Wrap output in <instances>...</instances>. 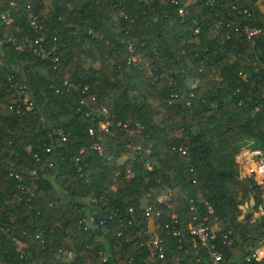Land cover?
Listing matches in <instances>:
<instances>
[{
	"label": "trees",
	"instance_id": "16d2710c",
	"mask_svg": "<svg viewBox=\"0 0 264 264\" xmlns=\"http://www.w3.org/2000/svg\"><path fill=\"white\" fill-rule=\"evenodd\" d=\"M245 25L264 29V0H0V264H204L190 200L226 260L250 254L264 178H240L234 155L264 149V35L245 38ZM41 37L44 57L28 48ZM90 106L105 107L109 132Z\"/></svg>",
	"mask_w": 264,
	"mask_h": 264
},
{
	"label": "built area",
	"instance_id": "2783aa9c",
	"mask_svg": "<svg viewBox=\"0 0 264 264\" xmlns=\"http://www.w3.org/2000/svg\"><path fill=\"white\" fill-rule=\"evenodd\" d=\"M212 4V1L210 2ZM180 12H182V9H180ZM4 17V15H2ZM33 26H37L36 22L33 20L31 22ZM235 30L238 31L241 35H243L245 38L251 39L258 35H264V29L260 27L255 26H249L245 25L242 28L235 27ZM43 38H39L38 40H35L34 42L38 45L37 47L33 46V43H29L28 48H31L37 55H40L41 57H44L47 55V52L45 51L41 41ZM7 41H9L16 50L22 51L24 49H27L24 43H17L16 39L13 36H8ZM55 60V59H54ZM18 91L20 94H22V90L19 89ZM24 94L25 101L28 100L29 95L26 93ZM27 109L31 108V102L29 101L27 106ZM100 111H106L105 107H101ZM102 113V112H101ZM105 115V119L99 121L98 127L100 130L109 132V126L110 122L108 120V114L102 113ZM89 133H93V128H89ZM64 138V137H63ZM94 148L101 151L100 146L98 144L93 145ZM48 150V148L46 149ZM179 150H181L182 153H185L184 149L179 147ZM136 151H133L131 154H134ZM37 157V154H35ZM235 161L237 162L239 166V176L243 179H252L256 182H262L264 178V149L259 147H250V146H243L241 147L234 155ZM194 181V180H193ZM171 193L168 191H162L158 196L157 200L160 203L168 204V202L171 199ZM190 209L194 211L193 215V222H190L188 224V233L190 236L193 237V239L196 241L195 243H198L200 246L204 247L206 251L208 252L210 256V261L206 262L204 264H244L247 261L255 260V261H261L264 258V239H261L259 244L251 251L250 254H248L243 259H234V260H226L224 254L221 250L216 249L214 237L216 235V231L218 230V226H210L206 223L207 217L206 216H197L196 214V206L192 203V200H190ZM243 205V206H242ZM246 205V206H245ZM254 205L253 198L251 201H244L241 204H239V208L241 209V214L239 215V218H242L246 215V213L250 210V208ZM208 211L211 212L212 208L209 204H207ZM130 210H132L130 208ZM152 206L150 204L145 205L144 207V215L149 217L151 216ZM264 213V203L259 204L258 208L256 210H253L250 216V222H255L259 220L260 216ZM117 216V212L114 211L107 215L108 219H112L113 217ZM175 223L177 222V215L174 213L171 216ZM104 220H101V223H103ZM181 230L178 228H174L171 231L172 235L179 236ZM146 236L148 237L146 246L148 248L149 257L152 259H162L164 257L165 251L163 248V245L161 244V239L158 236V233L154 231L151 228H148L146 230ZM227 235L223 234L222 237L225 238ZM12 241L16 243L17 249L20 251L21 256L23 255V247L24 243L21 242L16 236L11 237ZM59 253H64L61 249L58 250ZM71 256V253H67V257L69 258ZM29 264H31L29 262Z\"/></svg>",
	"mask_w": 264,
	"mask_h": 264
},
{
	"label": "rangeland",
	"instance_id": "374dc122",
	"mask_svg": "<svg viewBox=\"0 0 264 264\" xmlns=\"http://www.w3.org/2000/svg\"><path fill=\"white\" fill-rule=\"evenodd\" d=\"M182 14L184 13V10H182L181 12ZM131 60H136V57L135 56H132ZM83 65L87 68V67H90L92 64H94L95 62L93 61V58L92 57H85L84 60L82 61ZM129 82V81H128ZM194 85V83H193ZM136 95V91L135 90H131L130 91V96L131 97H134ZM152 103L158 107V110H159V114H156L154 115V122L156 123H160V121L164 120L166 114L164 113V108L161 106V108H159V104H158V101H152ZM91 107V111H93V113L95 114L96 117H98L100 114L102 113H106V111H100V109H97L93 106H90ZM102 112V113H101ZM169 134H174V135H181V131L176 129V130H168ZM258 183H261V182H258ZM252 199V196H249L248 199L246 201H251ZM89 201L87 200L86 203H88ZM241 204V203H240ZM243 206V205H242ZM246 206V205H245ZM243 218V217H242ZM242 218H239V219H242Z\"/></svg>",
	"mask_w": 264,
	"mask_h": 264
}]
</instances>
